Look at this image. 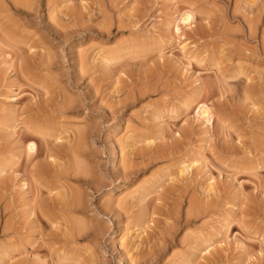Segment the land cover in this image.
Here are the masks:
<instances>
[{"label":"rangeland","instance_id":"rangeland-1","mask_svg":"<svg viewBox=\"0 0 264 264\" xmlns=\"http://www.w3.org/2000/svg\"><path fill=\"white\" fill-rule=\"evenodd\" d=\"M16 1L0 0V264H264V0ZM66 192L82 198L63 208Z\"/></svg>","mask_w":264,"mask_h":264},{"label":"bare ground","instance_id":"bare-ground-1","mask_svg":"<svg viewBox=\"0 0 264 264\" xmlns=\"http://www.w3.org/2000/svg\"><path fill=\"white\" fill-rule=\"evenodd\" d=\"M12 1H13V0H12ZM14 1H16V0H14ZM17 1L19 2L20 0H17ZM17 1H16V2H17ZM28 1H30V0H28ZM16 2H15V4H16ZM18 2H17V3H18ZM21 2H22V1H21ZM19 3H20V2H19ZM11 4H12V3H11ZM15 4H14V5H15ZM22 4H24V3H22ZM16 5H17V4H16ZM12 7H13V6H12ZM27 7H28V6H27ZM25 10H26V9H25ZM239 11H240V10H239ZM211 13H212V12H211ZM238 13H239V12H238ZM27 14H28V13H27ZM208 14H209V13H208ZM234 14H236V12H234ZM234 14H231V16L234 15ZM240 14H241V13H240ZM210 15H211V14H210ZM240 16H242V15H240ZM244 17H245V16H244ZM181 18H182L183 21H188V20L191 18V13H189V12H188V13H183V16H182ZM239 18H240V17H239ZM241 18H243V17H241ZM241 18H240V19H241ZM244 19H246V18H244ZM214 21H215V20H214ZM243 21H245V20H243ZM247 21H248V20H247ZM209 22H212V20H211V21L209 20ZM215 22H216V21H215ZM241 22H242V21H241ZM212 24H213V23H212ZM212 24H211V25H212ZM12 25H13V24H12ZM211 25H210V26H211ZM214 25H215V24H214ZM2 26H3V25H2ZM4 26H5V25H4ZM247 27H249V26H247ZM8 28H9V26H8ZM213 28H215V27H213ZM9 29H10V28H9ZM9 29H8V30H9ZM57 29H58V28H57ZM216 29H217V28H216ZM216 29H215V30H216ZM250 29H252V27L248 29V37H250L249 35H251V33H252V30H250ZM5 30H6V28H5ZM60 30H61V29H60ZM211 30H212V28H211ZM213 30H214V29H213ZM215 30H214V31H215ZM0 31H1V30H0ZM214 31H213V32H214ZM216 31L218 32V30H216ZM229 31H230V30H229ZM253 31H254V30H253ZM10 32H11V31H10ZM62 32H63V31H62ZM68 32H69V31H68ZM0 33H2V32H0ZM4 33H7V32H4ZM11 33H12V32H11ZM8 34H9V33H8ZM50 34H51V33H50ZM57 34H58V33H57ZM65 34H66V33H65ZM242 34H243V33H242ZM10 35H11V34H10ZM252 35H253V33H252ZM252 35H251V37H252ZM12 36H13V35H12ZM61 36H62V35H61ZM61 36H60V37H61ZM9 40H10V39H9ZM12 41H13V40H12ZM6 42H7V41H6ZM13 42H14V41H13ZM11 45H12V44H11ZM263 47H264V46H263ZM47 49H48V48H47ZM13 50H15V48H13ZM7 52H8V51H7ZM32 53H33V52H32ZM18 54H19V53H18ZM29 55H30V54H29ZM30 59H31V58H30ZM42 59H43V58H42ZM22 60H23V59H22ZM25 61H26V60H25ZM32 61H33V60H32ZM22 63H23V62H22ZM26 64H27V63H26ZM15 66H16V65H15ZM26 66H27V65H26ZM33 66H34V65H33ZM24 67H25V66H24ZM28 67H29V66H28ZM28 67H27V68H28ZM48 67H49V66H48ZM28 69H29V68H28ZM27 71H28V70H27ZM29 71H30V70H29ZM32 71H33V70H32ZM22 72H23V71H22ZM24 73H25V72H24ZM28 73H29V72H28ZM234 73H235V72H234ZM26 74H27V72H26ZM26 74H25V75H26ZM26 76H27V75H26ZM33 76H34V75H33ZM233 76H234V75H233ZM261 80H262V79H261ZM263 85H264V84H263ZM63 97H64V96H63ZM71 100H72V99H71ZM71 100H70V102H71ZM47 103H48V102H47ZM64 103H65V101H64ZM64 103H62V104H63L62 106L66 105V104H67V101H66V104H64ZM70 104H71V103H70ZM33 105H34V104H33ZM68 105H69V104H68ZM203 105H204V104H203ZM69 106H70V105H69ZM72 106H73V105H72ZM35 108H36V107H35ZM35 108H33V109H35ZM66 108L68 109V106H67ZM23 109H24V108H23ZM60 109H61V108H60ZM24 110H25V109H24ZM37 110H38V109H37ZM39 111H40V110H39ZM42 111H43V110H42ZM42 111H40V112L42 113ZM36 112H37V111H36ZM47 112H48V111H47ZM31 113H33V112H31ZM206 113H208L207 108L203 107V108L201 109L200 114L206 116ZM32 116H33V115H32ZM59 116H60V115H59ZM33 118H34V117H33ZM24 119H25V118H24ZM44 124H45V123H44ZM4 125H5V124H4ZM6 125H8V123H7ZM22 125H24V124H22ZM217 125H218V124H217ZM10 126H11V125H10ZM36 126H37V125H36ZM50 126H51V125H50ZM5 127H6V126H5ZM8 128H9V127H8ZM40 128H41V127H40ZM51 128H52V127H51ZM22 129H24V128H22ZM46 129H47V128H46ZM46 129H45L44 131H49V132L51 131L50 129H49V130H48V129L46 130ZM53 129H54V128H53ZM26 130H27V129H26ZM28 130H30V129L28 128ZM28 130H27L26 132H28ZM37 130H38V129H37ZM42 130H43V129H42ZM33 131H34V129H33ZM39 131H41V130L39 129ZM88 131H89V130H88ZM2 132H3V129H2ZM14 132H15V131H14ZM14 132H13V133H14ZM31 132H32V130H31ZM41 132H43V131H41ZM53 132H54V131H53ZM53 132H50V134L52 135ZM229 132H230V131H229ZM229 132H228V133H229ZM36 133H37V132H36ZM56 133H57V132H56ZM61 133H62V132H61ZM220 133H221V132H220ZM2 134H3V133H2ZM23 134H24V133H23ZM25 134H26V133H25ZM25 134H24V135H25ZM28 134H29V132H28ZM33 134H34V133H33ZM50 134L48 133V136H49ZM53 134H54V133H53ZM57 134H58V133H57ZM81 134L83 135V133H81ZM81 134H80V132H79V134H78L74 139H72V141H70V143L68 142V143H69L68 146H69V145H70V146H69V147L67 146V147L69 148V150L67 149L68 151H66V152L68 153L67 156H69V152H72V153H70L71 155H73V153H74L75 155H78V152H80V149L83 147V146H81V145H82V144H81V143H82V139H84L83 136H82L83 138H81ZM84 134H85V133H84ZM263 134H264V133H263ZM79 135H80V136H79ZM221 135H222V134H221ZM19 136H20V135H19ZM41 136H42V135H41ZM44 136H45V135H44ZM46 136H47V135H46ZM46 136H45V137H46ZM48 136H47V137H48ZM52 136H53V135H52ZM52 136H50L49 138H51ZM56 136H57V135H55V137H56ZM223 136H225V134H224ZM22 137H23V136H22ZM26 137H27V136H26ZM29 137H32V135H31V136H28V138H29ZM57 137H58V136H57ZM61 137H62V136H61ZM5 138H6V137H5ZM43 138H44V137H43ZM221 138H222V136H221ZM52 139H54V137H53ZM55 139H56V138H55ZM223 139H225V138L223 137ZM2 140H3V139H2ZM4 140H5V139H4ZM46 140H48V138H46ZM46 140H45V141H46ZM50 140H51V139H50ZM69 140H70V139H69ZM51 141H53V140H51ZM66 141H67V140H66ZM146 141H147V140H146ZM43 142H44V140H43ZM84 142H85V141H84ZM84 142H83V143H84ZM1 143H3V142H1ZM15 143H16V142H15ZM49 143H50V142H49ZM54 143H55V142H54ZM54 143H52L53 146H54ZM62 143H63V142H62ZM66 143H67V142H66ZM257 143H258V142H257ZM17 144H18V143H17ZM19 144H20V143H19ZM46 144H47V143H46ZM46 144L44 143V145H46ZM63 144H64V143H63ZM1 145H2V144H1ZM57 145H58V144H57ZM66 145H67V144H66ZM131 145H132V144H131ZM259 145H260V144H259ZM262 145H263V143H262ZM19 146H20V145H19ZM35 146H36V145L34 144V142H29V143L27 144L26 151H25V152H27V157H28V156H29V157L32 156V158H33V155H35V153H34V151H35ZM58 146L60 147L61 145H58ZM62 146L64 147V145H62ZM45 147H46V146H45ZM129 147H130V145H129ZM131 147H132V146H131ZM250 147H251V146H250ZM0 148H1V147H0ZM18 148H19V147H18ZM43 148H44V147H43ZM47 148H48V146H47ZM47 148H46V149H47ZM49 148H50V147H49ZM54 148H55V147H54ZM54 148H53V149H54ZM65 148H66V147H65ZM19 149H20V148H19ZM21 149H22V148H21ZM55 149H56V148H55ZM58 149H59V148H58ZM83 149H84V148H83ZM83 149H81V150H83ZM130 149H131V148H130ZM0 150H1V149H0ZM15 150H16V149H15ZM22 150H23V149H22ZM51 150H52V149H51ZM60 150H62L61 147H60ZM64 150H65V149H64ZM135 150H136V149H135ZM17 151H18V150H17ZM19 151H20V150H19ZM47 151H48V150H47ZM47 151H46V152H47ZM83 151H84V150H83ZM83 151H81V152H83ZM133 151H134V150H133ZM250 151H251V150H250ZM12 152H13V151H12ZM14 152H15V151H14ZM20 152H21V151H20ZM42 152H43V151H42ZM81 152L79 153V155L84 154V153H81ZM135 152H136V151H135ZM15 153H16V152H15ZM33 153H34V154H33ZM36 153H37V152H36ZM43 153H44V152H43ZM48 153L52 155L53 151H52V153H51V151H48ZM48 153H45V154H48ZM54 153H55V152H54ZM58 153H59V151H58ZM60 153H61V152H60ZM60 153H59V154H60ZM67 153H65V154H67ZM76 153H77V154H76ZM133 153H134V152H133ZM133 153H131V151H129L128 154H133ZM150 153H151V152H150ZM20 154H21V153H20ZM49 154H48V155H49ZM134 154H135V153H134ZM138 154H139V153H138ZM25 155H26V154H25ZM36 155H37V154H36ZM36 155H35V156H36ZM54 155L57 156V153L54 154ZM79 155H78V157H79ZM135 155H137V153H136ZM21 156H22V154H21ZM37 156H39V153H38ZM44 156H46V155H44ZM49 156H50V155H49ZM65 156H66V155H65ZM73 156H74V155H73ZM57 157H58V156H57ZM59 157H61V156H59ZM62 157H63V156H62ZM78 157H77V158H78ZM8 158H9V157H8ZM12 158H14V157H12ZM12 158H11V159H12ZM46 158H47V157H46ZM83 158H84V157H83ZM83 158H82V159H83ZM119 158H120V157H119ZM16 159H17V158H16ZM26 159H27V158H26ZM26 159H25V160H26ZM52 159H53V158H52ZM68 159H69V158H68ZM79 159H80V158H79ZM143 159H144V158H143ZM12 160H13V159H12ZM17 160H18V159H17ZM28 160H29V158H28ZM30 160H32V159L30 158ZM30 160H29V161H30ZM47 160H48V159H46V161H47ZM49 160H50V159H49ZM49 160H48V161H49ZM56 160H57V159H56ZM71 160H73V159L71 158ZM75 160H76V159H75ZM80 160H81V159H80ZM88 160H89V159H88ZM26 161H27V160H26ZM29 161L27 162V164H29ZM30 162H31V161H30ZM53 162H54V161H53ZM124 162H125V161H124ZM193 162H194V161H193ZM1 163H2V162H1ZM37 163H38V162H37ZM62 163H63V162H62ZM79 163H80V162H79ZM81 163H82V162H81ZM2 164H3V163H2ZM2 164H0V172L3 170V167L5 166V165H2ZM13 164H14V163H11V165H13ZM27 164H26V166H27ZM39 164H40V163H39ZM68 164H69V163H68ZM136 164H137V163H136ZM11 165H10V166H11ZM35 165H36V164H35ZM40 165H41V164H40ZM40 165H38V167H40ZM60 165H61V164H60ZM63 165H64V164H63ZM78 165H79V164H78ZM124 165H125V164H124ZM129 165H130V164H129ZM30 166H31V165H30ZM33 166H34V165H33ZM33 166H32V167H33ZM45 166H46V165H45ZM57 166H58V165H57ZM89 166H90V165H89ZM132 166H133V165H131V166H129V167L126 166V168H129L128 171L131 172L130 169H133ZM20 167H22V166H20ZM24 167H25V165H24ZM32 167H31V168H32ZM46 167L48 168L49 166H46ZM51 167H52V166H51ZM51 167H50V168H51ZM54 167H55V166H54ZM59 167H60V166H59ZM67 167H68V166H67ZM71 167H72V166H71ZM83 167H84V166H83ZM25 168H26V167H25ZM35 168H37V166H35ZM35 168H33V169H35ZM42 168H43V167H42ZM50 168H49V169H46L48 173H49V171H50ZM60 168H61V167H60ZM60 168H59V169H60ZM62 168H64V167H62ZM62 168H61V169H62ZM123 168H124V172H123V171H122V172H123V173L127 172V169H126L125 167H122V169H123ZM137 168H138V167H137ZM183 168H184V167H183ZM187 168H188V167H187ZM4 169H5V168H4ZM28 169H30V168L28 167ZM37 169H38V168H37ZM57 169H58V168H57ZM64 169H65V168H64ZM66 169L68 170L69 167L66 168ZM66 169H65V171H67ZM82 169H83V168H82ZM84 169H85V168H84ZM125 169H126V170H125ZM23 170L25 171V169H23ZM43 170H45V169L43 168ZM43 170H42V171H43ZM55 170H56V169H55ZM62 170H63V169H62ZM117 170H118V169H117ZM135 170H136V169H135ZM137 170H138V169H137ZM27 171H28V170H27ZM119 171L121 172V169H120V168H119L118 172H119ZM133 171H134V170H132V172H133ZM181 171H182V170H181ZM36 172H37V171H35V173H36ZM59 172H60V171H59ZM79 172L81 173V171H78V173H79ZM120 172H119V173H120ZM130 172H129V174H130ZM1 173H2V172H1ZM1 173H0V174H1ZM26 173H28V172H26ZM31 173H32V170H31V172H30L29 174H31ZM38 173H40V168H39ZM38 173H37V174H38ZM43 173H46V172L44 171ZM48 173H47V175H48ZM51 173H52V171H51ZM56 173H57V172L55 171L54 174L57 175L58 173H57V174H56ZM60 173H61V172H60ZM60 173H59L58 175H60ZM65 173H66V172H65ZM80 173H79V175H80ZM85 173H86V172H85ZM85 173H82V176H83V175L85 176L84 178L88 177L87 175H85ZM116 173H117V172H116ZM119 173H118V174H119ZM181 173H182V172H181ZM32 174H33V173H32ZM37 174H36V175H37ZM41 174H42V172H41ZM41 174H39V175H41ZM63 174H64V173H63ZM71 174H72V173H71ZM74 174H76V172H74ZM87 174H88V173H87ZM121 174H122V173H121ZM121 174H119V175H121ZM43 175H45V174H43ZM47 175H46V176H47ZM55 175H54V176H55ZM76 175H77V174H76ZM76 175H75V176H76ZM33 176H34V175H33ZM41 176H42V175H41ZM54 176H53V177H54ZM73 176H74V175H73ZM75 176H74V177H75ZM82 176H78V177L81 178ZM121 176H122V175H121ZM27 177L29 178L28 175H27ZM36 177H37V176H36ZM42 177H44V176H42ZM118 177H119V176H118ZM39 178H40V177H39ZM40 179H42V178H40ZM51 179H52V178H51ZM87 179H88V178H87ZM118 179H119V178H118ZM29 180H31V183H32L35 179L33 178V179H29ZM32 180H33V181H32ZM44 180H45V179H44ZM44 180H43V181H44ZM81 180L83 181V179H81ZM85 180H86V179H85ZM88 180H90V179H88ZM37 181H38V180H37ZM40 181H42V180H39V184H40ZM90 181H91V180H90ZM3 182H4V181H3ZM63 182H64V181H63ZM92 182H93V181H92ZM28 183H29V182H28ZM33 183H35V182H33ZM33 183H32V184H33ZM37 183H38V182L35 183L36 186H38ZM46 183H47V182H46ZM90 183H91V182H90ZM1 184H2V183H1ZM35 184H33V186H34ZM50 184H51V183H50ZM183 184H184V183H183ZM4 185H5V184H4ZM28 185H29V184H28ZM46 185H47L46 187L49 188L48 184H46ZM89 185L92 186V184H89ZM93 185H95V183H94ZM90 186H88V187H90ZM96 186H98V185H96ZM96 186H94V189L96 188ZM3 187H4V186H3ZM31 187H32V186H31ZM41 187H42V188H41ZM52 187H53V186H52ZM28 188H30V187H28ZM40 188L42 189L41 191L39 190ZM48 188H47V189H48ZM98 188H99V187H97L96 190H97ZM175 188H177V187H175ZM4 189H5V188H4ZM32 189H33V188H32ZM32 189H31V190H32ZM37 189L39 190V191H38V195H39L41 192H43V189H44L43 184H41V186L39 185V188L37 187ZM37 189H36V190H37ZM45 189H46V188H45ZM45 189H44V190H45ZM47 189H46V190H47ZM92 189H93V188H92ZM34 190H35V189H34ZM34 190H33V191H34ZM71 190H72V189H71ZM33 191H32V193H33ZM74 191H75V190H74ZM76 191H77V190H76ZM90 191H91V190H90ZM170 191H171V190H170ZM170 191H169V192H170ZM181 191H182V190H181ZM181 191H180V192H181ZM207 191H209V190H207ZM46 192H47V191H46ZM46 192H45V193H46ZM180 192H179V193H180ZM35 193H37V192L35 191ZM45 193H43V194H45ZM48 193H49V191H48ZM57 193H58V192H57ZM181 193H182V192H181ZM60 194H61V193H60ZM73 194H74V193H73ZM170 194H171V193H170ZM173 194H174V193H173ZM35 195H36V194H35ZM35 195H34V197H35ZM38 195H37V197L40 198V196H38ZM40 195H41V194H40ZM51 195H52V194H51ZM51 195H49L48 197L52 198L53 195H52V196H51ZM62 195H63V194H62ZM62 195H61V196H62ZM64 195H65V194H64ZM171 195H172V194H171ZM41 196H42V195H41ZM61 196H60V197H61ZM66 196H67V192H66V195H65V196H62L64 199L61 200V199L59 198V199L62 201V204L65 203L64 201H66V199L68 200L67 202L70 203V202L72 201L71 199H76V198H77L76 201H78V198L80 197V196L77 197L76 195H75V196H76V197H75V196L72 195V196H70L71 199H68V198H66ZM174 196H175V195H174ZM174 196H172V197H174ZM34 197H33V198H34ZM37 197H35V198H37ZM42 197H43V196H42ZM72 197H74V198H72ZM88 197H89V196H88ZM33 198H32V199H33ZM35 198H34V199H35ZM46 198H47V196H46ZM57 198H58V197H56V199H57ZM80 198H82V197H80ZM119 198H120V197H119ZM170 198H171V197H170ZM178 198H179V197H178ZM34 199H33V200H34ZM40 199H41V198H40ZM43 199H44V197H43ZM53 199H55L54 196H53L52 200H53ZM56 199H55V200H56ZM33 200H32V201H33ZM41 200H42V199H41ZM46 200H47V199H46ZM48 200H49V199H48ZM52 200H51V201H52ZM57 200H58V199H57ZM70 200H71V201H70ZM117 200H118V199H117ZM42 201H43V200H42ZM76 201L74 200V201H72V202H76ZM79 201H80V199H79ZM79 201H78V202H79ZM120 201H121V200H120ZM176 201H177V200H176ZM37 202L40 203V201H37ZM37 202H36V203H37ZM48 202H49V201H48ZM53 202H54V201H53ZM59 202H60V201H59ZM67 202L65 203V206H63L64 204L62 205L61 202H60V205H62L63 208H64V207H66ZM78 202H76V204H77ZM81 202H83V200H82ZM81 202H80V204H78V206H79V205H80V206H83V205H81ZM31 203H32V202H31ZM39 203H38V205H39ZM43 203H45V202H43ZM46 203H47V202H46ZM46 203H45V204H46ZM49 203H51V202H49ZM49 203H47L46 205H48ZM33 204H35V203H33ZM45 204L43 205V207L46 206ZM76 204H75V205H76ZM122 204H123V203H122ZM122 204H121V206H122ZM41 205H42V204H41ZM58 205H59V204H58ZM69 205H70V204H68V206H69ZM73 205H74V204H73ZM73 205H72V203H71V205H70L71 207L69 206V209H70V208L73 209V207H72ZM50 206H52V205H50ZM56 206H57V205H56ZM62 206H59V207H62ZM76 206H77V205H76ZM76 206H75V207H76ZM78 206H77V207H78ZM80 206H79V207H80ZM115 206H117V205H115ZM119 206H120V204L118 205V207H119ZM35 207H36V206H35ZM41 207H42V206H41ZM41 207L38 206L39 211L42 210V209H40ZM59 207H58V208H59ZM75 207H74V208H75ZM118 207H117V208H118ZM124 207H125V204L123 205V208H124ZM195 207H196V206H195ZM33 208H34V207H33ZM38 208H37V209H38ZM49 208H50V207H49ZM49 208H46V209L48 210ZM55 208H56V207H55ZM63 208H62V209H63ZM66 208H68V207H66ZM37 209H35V210H37ZM43 209H45V208H43ZM59 209H60V208H59ZM108 209H109V208H108ZM108 209H107V210H108ZM107 210H105V211H107ZM37 211H38V210H37ZM110 211H111V209H110ZM40 212H43V210L40 211ZM108 212H109V211H108ZM114 212H115V211H114ZM118 212H119V211H118ZM43 213H44V212H43ZM45 213H47V212H45ZM36 214H37V213H36ZM187 214H188V213H187ZM39 215H40V214H39ZM49 215H50V214H49ZM47 216H48V215H47ZM49 217H50V216H48L47 218H49ZM186 218H187V217H186ZM189 218H190V217H189ZM69 221H70V220H69ZM76 221H77V219H76ZM74 222H75V221H74ZM83 222H84V221H83ZM48 223H49V222H48ZM81 224H82V223H81ZM48 226H49V224H48ZM82 226H83V225H82ZM85 226H86V225H85ZM70 228H71V227H70ZM77 228H78V227H77ZM80 229H82V228H79V230H80ZM82 230H83V229H82ZM84 230H85V229H84ZM77 235H78V234H77ZM156 237H157V236H156ZM128 242H129V241H128ZM122 243H123V242H122ZM123 244H125V243H123ZM41 245H42V243H41ZM120 246H121V245H120ZM38 247H39V246H38ZM124 247H125V246H124ZM130 247H131V245H130ZM191 248H192V247H191ZM196 248H197V247H196ZM48 250L50 251V249H48ZM25 251H26V249H25ZM23 252H24V251H23ZM6 253H7V252H6ZM24 253H25V252H24ZM32 253H33V250H32ZM48 253H49V252H48ZM49 254H50V253H49ZM4 255H5V254H4ZM47 255H48V254H47ZM94 255H95V254H94ZM127 255H128V254H127ZM139 255H140V253H139ZM2 257H3V256H2ZM2 257H1V258H2ZM5 257H6V256H5ZM138 257H139V256H138ZM148 258H149V257H148ZM26 259H27V258H26ZM26 259H25V260H26ZM142 259H143V258H142ZM0 260H1V259H0ZM23 260H24V259H23ZM135 260H136V259H134V260L132 259V261H135ZM1 261H2V260H1ZM21 261H22V260H21ZM30 261H32V260H30ZM96 261H97V260H96ZM132 261H131V262H132ZM136 261H140V260H136ZM19 262H20V261H19ZM19 262H18V264H20ZM23 262H24V261H23ZM131 262H130V263H131ZM144 262H145V261H144ZM25 263H26V261H25ZM31 263H32V262H31ZM36 263H37V262H36ZM134 263H137V262H133L132 264H134ZM139 263H140V262H139ZM21 264H22V263H21ZM23 264H24V263H23Z\"/></svg>","mask_w":264,"mask_h":264}]
</instances>
